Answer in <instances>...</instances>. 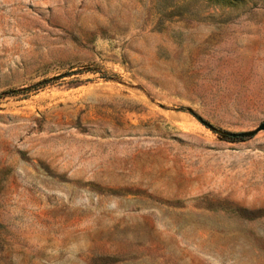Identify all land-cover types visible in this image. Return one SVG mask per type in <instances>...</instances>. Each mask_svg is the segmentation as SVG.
I'll return each mask as SVG.
<instances>
[{"label": "rangeland", "instance_id": "obj_1", "mask_svg": "<svg viewBox=\"0 0 264 264\" xmlns=\"http://www.w3.org/2000/svg\"><path fill=\"white\" fill-rule=\"evenodd\" d=\"M195 114L264 119V0H0V264H264V129Z\"/></svg>", "mask_w": 264, "mask_h": 264}, {"label": "water", "instance_id": "obj_2", "mask_svg": "<svg viewBox=\"0 0 264 264\" xmlns=\"http://www.w3.org/2000/svg\"><path fill=\"white\" fill-rule=\"evenodd\" d=\"M187 110L193 113V111L190 107H187ZM195 116L203 125H205L206 127H208L209 129H211L213 131L218 132L221 137H238V138L249 137L254 132H256L257 130L264 129V119L259 121L251 129L232 131V130L222 129V128L216 127V126L212 125L211 123H209L208 121H206L205 119H203L202 117H200L199 115L195 114Z\"/></svg>", "mask_w": 264, "mask_h": 264}, {"label": "trees", "instance_id": "obj_3", "mask_svg": "<svg viewBox=\"0 0 264 264\" xmlns=\"http://www.w3.org/2000/svg\"><path fill=\"white\" fill-rule=\"evenodd\" d=\"M60 75H62V74H60ZM2 92H6V90H4V91H2Z\"/></svg>", "mask_w": 264, "mask_h": 264}]
</instances>
